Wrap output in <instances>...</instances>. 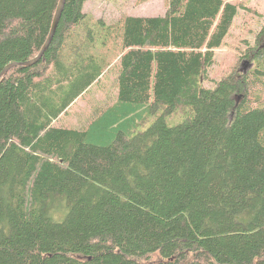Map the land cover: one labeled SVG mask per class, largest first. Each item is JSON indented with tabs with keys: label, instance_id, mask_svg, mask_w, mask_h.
I'll use <instances>...</instances> for the list:
<instances>
[{
	"label": "trees",
	"instance_id": "16d2710c",
	"mask_svg": "<svg viewBox=\"0 0 264 264\" xmlns=\"http://www.w3.org/2000/svg\"><path fill=\"white\" fill-rule=\"evenodd\" d=\"M87 1L65 0L25 66L60 0H0V74L20 64L0 78V264H264V22L248 66L207 87L239 5L105 24ZM108 56L114 105L53 126Z\"/></svg>",
	"mask_w": 264,
	"mask_h": 264
},
{
	"label": "rangeland",
	"instance_id": "374dc122",
	"mask_svg": "<svg viewBox=\"0 0 264 264\" xmlns=\"http://www.w3.org/2000/svg\"><path fill=\"white\" fill-rule=\"evenodd\" d=\"M170 0H151L139 3L138 0H88L82 10L92 20H98L105 24L116 23L124 16L158 17L163 16ZM239 5L237 15L232 23L229 34L224 39L220 48L215 52V63L208 70L210 80L204 83L211 87L214 80H218L230 70L242 71L245 68L246 59L242 56L248 44H252L254 34L264 22V0H222ZM248 43V44H247ZM111 56L107 57V61ZM251 66V65H250ZM252 67V66H251ZM111 72L117 73L116 66ZM113 84L103 83L94 87L90 92L76 101L65 117L69 125H84L89 119L90 108L100 106L103 98L101 88L109 89ZM168 124L172 122L168 119ZM153 259L157 258L155 255Z\"/></svg>",
	"mask_w": 264,
	"mask_h": 264
},
{
	"label": "crops",
	"instance_id": "0c3cea01",
	"mask_svg": "<svg viewBox=\"0 0 264 264\" xmlns=\"http://www.w3.org/2000/svg\"><path fill=\"white\" fill-rule=\"evenodd\" d=\"M84 11V10H83ZM109 61L111 62L110 65L100 74V76L92 82L84 91L83 93L78 96L76 99L72 101V103L60 114L58 117L52 122L53 126L63 127V128H74V129H84L87 127L94 118L99 115L100 112L108 109L109 107H112L114 103L116 102L115 97L118 92V78H119V58L116 56H112L109 58ZM113 66H116L117 73L111 72L113 70ZM103 83L106 84H113V88L104 89L101 88V91L103 92L102 100L100 103V106L94 105L90 108V114L89 119L86 121L84 125L78 124L79 122H76L75 125H69L65 122V117L68 114V112L71 110L73 105L76 103V101L80 100L83 96H85L88 92H90L94 87L96 88L99 85H102Z\"/></svg>",
	"mask_w": 264,
	"mask_h": 264
},
{
	"label": "water",
	"instance_id": "95a60500",
	"mask_svg": "<svg viewBox=\"0 0 264 264\" xmlns=\"http://www.w3.org/2000/svg\"><path fill=\"white\" fill-rule=\"evenodd\" d=\"M64 3H65V0H60L59 5L57 7V10H55L56 12H55V15H54V18H53V23H52V26H51V29H50V33H49V36L47 37V41H46L45 45L42 48V51H40V53L38 54V56L36 58H34L33 60H31L29 62H26L25 64H22V65L29 66V65H32V64L36 63L38 60L41 59L44 50L47 48V46L49 45V43L51 42V40L53 38V35L55 33V30H56V27L58 25L57 23L59 22V19H60V16H61V13H62V10H63V7H64ZM16 65L19 66L20 64L13 63V64H10V65L6 66L3 69V71L1 72V74H0V78L2 76H4L9 71V69H11L12 67H15ZM245 65L248 66L246 63H245Z\"/></svg>",
	"mask_w": 264,
	"mask_h": 264
}]
</instances>
